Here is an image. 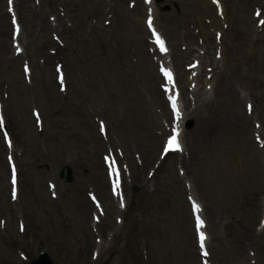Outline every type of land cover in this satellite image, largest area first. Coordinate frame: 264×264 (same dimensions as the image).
Returning <instances> with one entry per match:
<instances>
[{
  "label": "rangeland",
  "instance_id": "374dc122",
  "mask_svg": "<svg viewBox=\"0 0 264 264\" xmlns=\"http://www.w3.org/2000/svg\"><path fill=\"white\" fill-rule=\"evenodd\" d=\"M250 1L264 3L229 4L234 18L226 46L232 56L217 80L226 93L216 98L215 109L207 117L209 132L196 134L190 144L191 159L185 164L184 177L209 218L214 264H264V231L257 230L264 197V147L252 142V127L243 122V103L235 97V89L258 95V109L264 114V39L257 46L252 26L246 23ZM167 2L171 10L161 14L160 24L174 48L173 63L182 68L189 60H179L182 52L176 43L186 40L185 32L189 38L194 11L208 14L201 0ZM126 3L39 0L34 16L29 9L20 10L27 58L31 59L28 81L20 70L22 60L10 50L8 18L0 8V95L20 169V197L15 208L27 226V235L17 234L13 206L7 199L6 150L0 136V218H8L5 228L0 225V264L20 260L18 251L32 257L40 249L48 250L56 264H88L96 238L107 247L97 264H199L186 193L171 161L147 178V167L157 157V132L162 128L158 115L163 102L155 64L141 46L146 42L142 13L138 6L128 10ZM31 4L36 7L33 0ZM57 5L64 8L59 13ZM48 12L54 13L50 23L62 40L64 92L58 90L51 65L43 62L50 47L46 42ZM106 15L110 23L102 26ZM252 47L258 53H252L247 65H242ZM32 107L41 111L40 128L34 124ZM200 116L203 113L193 117L194 121ZM255 117L264 128L263 116L256 113ZM98 119L105 121V137L97 130ZM109 148L121 149L126 178L145 177L146 184L133 182L137 185L133 202L137 204L122 215L121 223L111 215L93 224L86 192H107L101 155ZM66 164L74 171L69 183L59 178V170ZM48 182L54 183L53 191ZM110 252V258L104 260Z\"/></svg>",
  "mask_w": 264,
  "mask_h": 264
},
{
  "label": "snow or ice",
  "instance_id": "6c2138e0",
  "mask_svg": "<svg viewBox=\"0 0 264 264\" xmlns=\"http://www.w3.org/2000/svg\"><path fill=\"white\" fill-rule=\"evenodd\" d=\"M12 2L13 0H8V3H9V11L11 12L12 11ZM148 2H150V0H148ZM214 3L217 2V0H213ZM260 13L258 12L257 15H259ZM148 26L149 28L151 29L152 28V19L151 17H149L148 21ZM261 23H264V21H261ZM13 24H16V20L15 18H13ZM16 31L17 33L19 32V27L17 26L16 28ZM153 34L155 35V32L153 31ZM156 43L159 45L160 47V50L162 52H166L167 49L165 48L164 46V41L160 39L159 36H156ZM17 51L19 52L20 49L17 48ZM161 72L167 77L168 81L171 83L172 82V74L169 70L165 69V68H161ZM170 99H172V107H173V111L175 112L177 118H179V111L177 109V106H176V103H175V100L173 98L170 97ZM249 107V111H251V105L248 106ZM104 128H103V125H101V131H103ZM178 136H179V133L176 129H173V135L169 138L168 140V143H167V146L165 147V151H169L170 149H175V150H179L180 149V143H179V140H178ZM9 146H11L9 144ZM264 146V145H262ZM189 199H191V197H189ZM121 206H123V203L121 204ZM193 211L195 213H197L196 215V231L198 233V237H199V244H200V248L203 249L204 246H205V240L207 239L205 233L201 230L204 228L205 224H204V220L201 219L200 215L198 214L200 212V207L198 204H196L195 202H193ZM208 253L207 252H204V255H207Z\"/></svg>",
  "mask_w": 264,
  "mask_h": 264
}]
</instances>
